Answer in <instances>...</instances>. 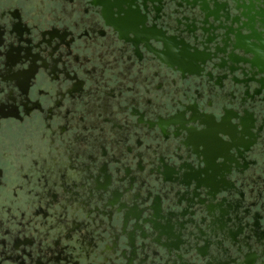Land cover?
Here are the masks:
<instances>
[{
    "label": "flooded vegetation",
    "instance_id": "1",
    "mask_svg": "<svg viewBox=\"0 0 264 264\" xmlns=\"http://www.w3.org/2000/svg\"><path fill=\"white\" fill-rule=\"evenodd\" d=\"M167 1L0 0L10 59L31 68L32 45L59 41L76 77L42 69L22 78L15 67L0 75L16 93L5 107L12 115L0 117V264H54L41 237L59 234L71 247V229L86 237L77 264H233L223 237L225 228L234 235L241 203L264 228V144L252 148L254 135L241 134L255 112L239 98L244 77L201 38L175 31L208 25ZM150 33L179 35L200 60L162 52ZM61 81L74 92L62 97ZM25 84L36 90L27 107ZM217 154L227 161L219 167ZM64 205V231L49 233Z\"/></svg>",
    "mask_w": 264,
    "mask_h": 264
},
{
    "label": "water",
    "instance_id": "2",
    "mask_svg": "<svg viewBox=\"0 0 264 264\" xmlns=\"http://www.w3.org/2000/svg\"><path fill=\"white\" fill-rule=\"evenodd\" d=\"M167 2L174 4V14L181 12L178 11L181 9L190 14L184 17L185 21L199 18L198 23L203 25L206 21L208 25V27L190 29L184 23V29L177 28L175 31L185 33L194 40L201 38L202 47L224 55L226 64L222 66L223 68L237 66V71H241L244 78L238 82L239 98L244 99L241 100L242 103H250L255 110L253 122L246 130L241 131V134L247 136L250 132L251 136L254 135L252 148L255 145H263L264 0H168ZM176 21L179 23L178 20ZM212 22H224V24L213 28L210 26ZM148 40L160 43L162 52L174 49L177 52H185L189 58L200 60L195 56L200 52L198 47H192L190 53L187 52L184 48L185 44L177 34L157 36L150 33ZM241 207H244L242 203L234 235L225 228L227 231L224 232L223 251L225 254L231 251L235 254L236 259L233 264H264L263 225L251 215L250 210H242Z\"/></svg>",
    "mask_w": 264,
    "mask_h": 264
},
{
    "label": "snow or ice",
    "instance_id": "3",
    "mask_svg": "<svg viewBox=\"0 0 264 264\" xmlns=\"http://www.w3.org/2000/svg\"><path fill=\"white\" fill-rule=\"evenodd\" d=\"M139 6V9L144 7V0H137V3L132 5L133 8H136ZM127 7V5H125ZM147 17V16H146ZM148 19V18H147ZM147 23V20H146ZM77 27H79V24H77ZM0 75L3 74V72L6 69H11L15 67L16 73L19 77L27 78V77H35L38 71H42V69H47L49 73L56 76L57 80H61V73H64L67 75L68 80L72 81L76 79L75 74L72 73L68 67V59L67 56L62 49L60 42L56 41L55 43L52 40H41L38 43H35L32 45V41H29V44L32 45V47L29 48V51H32L33 49L37 53L36 56L33 57L31 63L32 67L29 68V65L27 63L21 62V65H17L14 60L10 59V51L7 48L6 41L4 39H0ZM71 52V47L68 49V53ZM45 53L47 54V58H45ZM59 57L58 59H51V57ZM43 58V62L41 67H37V62L41 61ZM79 59V57H77ZM74 92L73 85L71 83L68 84L67 88L63 87V81H61V88L59 90V94L63 97L70 93ZM23 95L27 97V99L22 100L21 102L25 105V107L28 106V104L32 101V97L36 96V90H33L32 94L29 95V88L25 84L23 86ZM45 95H47L45 93ZM16 98V93L13 92L10 95L6 92V89L3 84H0V117H7L9 115H12L11 111H5V107L9 104V102L12 99ZM44 101L39 99V97H36L35 106L38 108H41V111H43L42 105ZM63 105V100H60L59 103L56 105V107H61ZM74 107V104L72 105ZM51 107V105H50ZM70 110V109H69ZM13 111L18 112L21 117H23V113L20 112L19 108H14ZM29 114H31V110L29 109ZM51 115V113H49ZM6 123V121L4 122ZM22 124V121H21ZM48 127H51V124L48 125ZM5 131L4 124L0 123V134ZM228 141V137H223V140L221 142ZM228 144H232L230 141H228ZM236 148V147H235ZM237 149V148H236ZM243 153V150L239 148L238 154ZM235 155V153H234ZM223 154H217L214 157V163L217 167L224 165L227 161L226 159H223ZM217 157H221L218 159ZM0 175H2V172H0ZM225 196H227V193H225ZM58 199V198H56ZM56 199H54L53 202H56ZM72 201L69 200L68 204H71ZM55 211V215L59 218V224L53 223L51 225H48L47 222L45 223V226L48 228L49 233H51L54 229L57 233H60L64 231V229L60 228L59 225H67V219L69 217V208L67 205H64L63 211ZM27 215V213H25ZM243 215V212L241 213ZM75 229H71L67 232V236L69 241L71 242V247H69L68 244H65L62 237L57 234L52 242L50 241V237L48 234H45L41 237V240L43 243L41 244V247H45V256L52 257L54 259V264H62V261L60 259L61 253L64 257H67L68 259H64V261H67V264H77L76 256L78 255L76 251V244L81 241V239H86V237H80L75 236ZM59 241V249L57 250L55 247L56 242ZM226 247V246H225ZM51 249L52 251H49Z\"/></svg>",
    "mask_w": 264,
    "mask_h": 264
}]
</instances>
